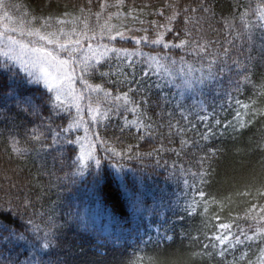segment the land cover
I'll list each match as a JSON object with an SVG mask.
<instances>
[{
  "label": "trees",
  "instance_id": "obj_1",
  "mask_svg": "<svg viewBox=\"0 0 264 264\" xmlns=\"http://www.w3.org/2000/svg\"><path fill=\"white\" fill-rule=\"evenodd\" d=\"M4 2L12 19L16 23L23 20L26 28L40 27L39 18L48 16L67 23L59 25L54 19L53 27L47 31L63 27L69 32L75 27L80 32L85 30L87 22L89 36L96 35L86 43L98 47L100 52L107 46L108 49H139L144 53L143 57H130L132 66H129L123 54L108 51L99 71L109 76L101 77L97 72L88 77L92 84H102L115 95L127 91L125 75L131 79L134 74L140 85L133 83L137 91L130 95L136 100L147 99L146 104H141L145 114L141 119L150 126L147 129L137 131L134 125L127 123L137 116L123 112L121 115L110 113L109 120L98 125L90 124L87 133L83 127L71 133L73 139L79 137L82 142L86 135L94 141L92 132L98 131L100 138L108 141L107 145H95L94 157L101 159L100 169L93 159L86 166L81 165L83 174L73 175L77 167L72 161L79 155L80 145H66L63 151L48 147L49 133L37 117L18 113L12 107L11 113H6L11 119L0 118V202L4 199H12L16 204L30 201L27 208L19 209L24 219H32L42 228H52V247L45 261L48 264H223L217 254L219 249L211 247L217 242L209 241L208 237L218 234V223L235 221L246 226L242 218L251 204H264V195H259L264 190V116H252L253 109H264V95H260L264 91V61L260 59L259 40L250 49L246 37L237 36L238 32L246 31L241 21L245 9L249 12L246 19L256 24L254 10L258 5L264 6V0H203L209 12L198 10L191 14L192 23L187 25L183 23V16L179 17L173 22L172 31L164 36L166 42L179 43L187 38L184 35L187 28L201 43L210 42L209 52L221 62L224 61L223 49L229 48L226 63L233 68V59L243 65L245 55L251 54L254 57L250 65L252 82H241L240 91H236L229 80H242L235 71L224 72L222 81L212 82L203 91L199 85L188 88L185 79L196 80L201 70L207 71L205 59L192 55L190 49L138 45L132 39L145 35L142 29L148 30L149 39L155 38V33L163 29L152 21L166 24V17L171 14L166 3H177V0H124L119 8H107L99 19L95 13L101 11L103 0H92L91 4L88 0ZM107 2L116 4V0ZM198 3L199 0H178L181 8L189 4L197 7ZM160 10L164 11V16L158 15ZM116 12H120V16L108 20L109 14ZM32 17L38 19L29 24ZM106 21L115 27L110 33L105 30L101 38L100 29ZM117 31L124 33L123 39ZM177 31L180 32L178 37L174 35ZM251 31L254 37L261 35L256 27ZM110 35L116 38L110 39ZM157 53H167L177 62L183 57L184 67L191 66L190 76L179 73V63L161 62L173 73L170 76L164 68H156L154 61H146V57ZM3 62L4 58L0 57V63ZM148 64L156 71L145 77L143 72L148 70ZM28 88H38L37 95H51L43 84L28 85ZM236 99L245 104L252 100L256 103L245 110L235 103ZM72 114L75 115L74 108ZM201 116L208 119L202 121ZM217 119L221 121L219 126L215 124ZM247 121L251 123L239 127ZM228 122L235 125V129L232 126L225 129L223 125ZM67 123V118L55 119L56 125L67 126ZM206 125L216 135L203 140ZM37 127L45 132L42 142L31 139L32 129ZM149 132L151 135L147 134ZM141 136L144 138L140 139ZM13 137H17L26 150L24 156L13 151L10 144ZM181 140L186 143L181 145ZM107 148H115L123 156H113ZM216 149L220 151L214 154ZM129 155L132 159H128ZM202 157L207 159L200 164ZM200 173H207L205 183H201ZM4 175L12 177L14 188L2 179ZM200 191L205 193L203 200ZM244 192L249 195H242ZM216 215L219 221L212 219ZM204 244L210 247L204 249ZM246 250L247 260L259 264L261 253L257 247L253 245ZM240 254L238 248L235 255ZM231 258L229 255L228 259Z\"/></svg>",
  "mask_w": 264,
  "mask_h": 264
},
{
  "label": "snow or ice",
  "instance_id": "obj_2",
  "mask_svg": "<svg viewBox=\"0 0 264 264\" xmlns=\"http://www.w3.org/2000/svg\"><path fill=\"white\" fill-rule=\"evenodd\" d=\"M88 3L91 4L92 0H88ZM123 3L124 0H116L115 5H110L107 0H103V3L100 4L101 11L95 13V16L99 19L107 8H119ZM166 7L171 9V14L166 17L167 23L161 25L157 24L156 21H152L157 28H161L163 31H157L155 38L149 39L147 35L148 30L142 29L145 35L132 37V39L136 40L138 45L143 43L145 45H162L165 49H190L192 55L205 59L207 61V71L201 70V74L196 80L185 79L184 84L186 87L192 88L199 85L201 86V91H203V88L210 86L212 82L222 81V74L226 71H235L236 75L242 78V80L236 81H231L229 78L230 83L234 84L236 91H240L241 82H252L250 79L252 71L250 65L254 57L251 54L245 55L246 63L243 65L240 60L233 59L232 65L235 66L233 68L226 63V60L229 58V48L223 49L224 61L221 62L215 54L209 52L210 42L201 43L200 40L193 36V32L187 28L184 30V35L187 38L181 39L179 43L166 42L164 40L165 34L172 31L171 26L179 17L183 16V23L187 25L192 23L191 14L196 13L198 10L206 13L210 11L209 8L205 7L203 0H199L197 7H192L189 4L181 8L178 6V0L177 3H166ZM0 9L3 10V16H0V20L7 19L11 21L12 17L8 14V5L5 4L4 0H0ZM83 11L84 9L82 8L81 12ZM254 11L257 23L253 24L246 19L249 12L245 9L241 21L246 31L244 33L238 32L237 36H245L250 49H253L256 40H259L261 45L259 48L260 59L264 61V6L258 5ZM158 15L164 16V11L160 10ZM112 16L119 17L120 12L109 14L108 20H111ZM37 19V17H32L28 23L31 24ZM39 19L41 20L40 27L26 28L25 22L20 20L18 26L10 27L8 24H4L3 30H0V57L4 58V62L0 63V118L11 119V115H6V113H11L12 107H15L18 113H26L37 117L43 128L49 133L48 138H50L51 143L48 147L63 151L66 145H80V153L72 161L77 167V172L73 173V175L83 174L81 165L86 166L87 162L93 159L96 168L100 169L101 159L93 155L95 145L96 143L107 145L108 141L101 139L98 131H93L92 135L96 139L90 141L88 150H85L81 138L77 137L73 139L71 133L81 127L87 133L89 131V123L98 125L102 121L109 120L110 113L121 115L123 112H132L137 116V119L127 122L134 125L137 131L147 129L150 126L145 125L141 119L145 115L141 109V104H146L147 99L141 98L140 100H136L130 95V93L137 91L136 88L132 87V84L140 85V81L136 79L134 74L131 79L125 75L124 84L127 87V91L118 92L115 95L102 84H92L88 77L97 72L101 77L109 76V73L99 71L101 60L108 51L115 52L118 55L123 54L129 66H132L130 57H143L144 53L139 49H108L107 46H104V52H100L98 49H93L90 43L87 45L88 52L85 53L81 47V39H74L73 37H83L85 40L95 38V33L89 36L90 29H88L87 22H85V30L80 32H77L75 27L69 32H66L63 27L47 31L46 29L53 27L52 22L54 19L59 25H64L67 21L53 18L52 16L40 17ZM196 22L198 23L199 21L197 20ZM141 23L143 22L141 21ZM114 27L115 25H109L106 21L100 29L101 38L105 30L110 33ZM254 27L260 30V36H253L251 30ZM42 29H45V31H42ZM13 33H18L19 37L28 36L36 37L37 39L26 41L18 38L17 35H13ZM116 34L122 39L124 38L123 32L117 31ZM174 35L178 37L180 32L177 31ZM62 37L64 39H61ZM115 38V36L110 35V39L114 40ZM232 43L233 41H229V44ZM49 45H53L54 48L48 47ZM146 61H154L156 68H164L169 71L170 76L173 73L168 70L165 64L161 63L162 61H167L170 65H177L179 63V73L186 77L191 74V66L187 69L184 67L183 57H181L180 62H177L167 53L163 55L157 53L155 56L149 55L146 57ZM77 66L79 67L78 72ZM156 68L152 64H148V70L143 72V76L146 77L150 72H155ZM21 72L24 74L23 76L20 75ZM77 80H79L81 85L79 89L75 87ZM110 83L115 84L117 82L110 81ZM40 84H43L44 88L51 95H37L39 93L38 88L34 90L28 88V85ZM260 95H264V91ZM235 103L247 110L256 103V100L245 104L236 99ZM73 108L75 109V115L72 114ZM45 110L48 112L47 115H45ZM85 111L89 114L90 121L85 120ZM236 116H240L239 111H237ZM252 116H264V109H253ZM56 118H67V126L56 125ZM199 118L202 121L208 119L206 116ZM247 123H251V121L240 123L239 127L244 128L247 126ZM215 124L219 126L221 125V121L217 119L215 120ZM229 126L235 129V125H232L231 122L223 125L225 129ZM168 127H172L171 123H169ZM206 128L207 131L201 136L203 140H207L210 135L213 137L216 135V132L211 127L206 125ZM178 131L183 132V129H179ZM147 134L151 135L150 132ZM143 138V136L140 137V139ZM31 139L42 142L45 139V132L39 127L34 128L32 129ZM19 143L18 140L13 138V151L18 155H22L25 149L21 148ZM185 143L186 141L181 140V145ZM161 149H163V145H161ZM106 151H111L112 155L116 157L123 156V153L117 151L115 148H107ZM128 151L131 152V148ZM219 151V149L214 150V154ZM147 155H152V153H148ZM128 159H132V156L129 155ZM206 159V157H202L199 163L203 164ZM206 174H199L201 183L206 182L204 180V175ZM193 175L197 174L194 173ZM2 179L7 181L10 187L14 188L16 186L11 176L4 175ZM241 194L249 195L247 192ZM259 195H264V190H261ZM199 196L203 200L205 193L200 191ZM30 203V201H24L21 204H16L12 199H4L0 202V264H48L44 257L49 254L48 250L52 247L54 233L50 226L42 228L34 220L24 219L19 209L21 207L27 208ZM205 211H207L206 208ZM212 219L219 221L220 217L216 215ZM237 219H240V217H237ZM242 219L245 220L246 226L235 224V221L231 223H218V234L208 237L209 241L215 240L217 242L216 244H212L211 247L219 249L217 254L222 258L223 264H241V261H247V264H252L250 260H247L248 252L246 249H251L255 245L261 253L259 264H264V204L258 205L257 203H252ZM17 224H19V227H17ZM234 226L235 232L233 231ZM209 247V244L203 245L204 249H208ZM238 248L241 250L239 257L235 255ZM23 253H27V255H22ZM229 255L232 257L231 260L228 259Z\"/></svg>",
  "mask_w": 264,
  "mask_h": 264
},
{
  "label": "rangeland",
  "instance_id": "obj_3",
  "mask_svg": "<svg viewBox=\"0 0 264 264\" xmlns=\"http://www.w3.org/2000/svg\"><path fill=\"white\" fill-rule=\"evenodd\" d=\"M0 16H3V13L0 12ZM4 24H8L10 27H12V26H18V23H16L13 19H12L11 21H9V20H7V19H4V20H0V30H3V25H4ZM13 35H17L18 38L23 39V40H26V41H28V40H36V39H37L36 37H28V36L19 37L18 33H13ZM73 38H74V39H76V38L81 39V41H82V43H81V47L84 49V52L87 53V52H88L87 44H89V43H86V40H85L83 37H73ZM41 43H43V42H41ZM48 47H50V48H54L53 45H49ZM92 47H93V49H98V50L100 51V49H99L98 47L93 46V45H92ZM62 55H63V54H62ZM77 82H78V81H76L75 87H76L77 89H79V88L81 87V85H78ZM84 116H85V120H86V121H90V116H89V114H88L86 111H85V113H84ZM90 124H91V123H89V125H90ZM89 125H88V126H89ZM13 138H15L16 140L19 141V139H18L17 137H13ZM13 138H11V143H10L11 146H12V140H13ZM90 141H92L90 135H86V136L83 138L82 143H83V145H84L85 150H88V146H89V142H90ZM19 146H20L21 148L24 149V147H22L20 143H19ZM12 149H13V147H12ZM15 153H16V152H15ZM16 154H17V153H16ZM25 154H26V150L24 151V153H23L22 155H19V156H24ZM93 155H94V153H93Z\"/></svg>",
  "mask_w": 264,
  "mask_h": 264
}]
</instances>
